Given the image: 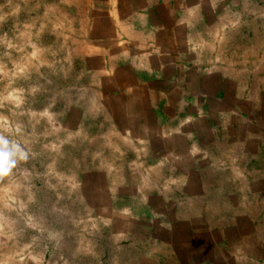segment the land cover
Masks as SVG:
<instances>
[{
  "label": "rangeland",
  "instance_id": "374dc122",
  "mask_svg": "<svg viewBox=\"0 0 264 264\" xmlns=\"http://www.w3.org/2000/svg\"><path fill=\"white\" fill-rule=\"evenodd\" d=\"M83 3L0 0V135L27 153L0 178V264H264L261 166L249 168L253 177L243 176L238 186L241 198L234 209L239 216L228 217L232 226L220 222L214 229V215L205 214L203 221L198 212L177 210H198V194L180 189L186 184L177 176L179 168L156 182L143 161L149 152L144 146L134 155H121L126 167L110 160V143L118 136L110 128L104 133L103 120L105 127L111 125L106 116L87 115L85 101L93 87L88 88V70L83 58L66 53L84 36L72 42V14L82 20L88 12L102 15V8L87 12ZM237 5L225 8L227 17L212 46L215 52L220 48L215 57L238 47L240 65L249 59L264 66L257 52L264 45V0ZM232 26L238 39L227 37L225 30ZM108 47L105 55L120 52ZM108 70L95 76L108 80ZM99 97L112 103L102 93L93 99ZM115 113L120 115L119 109ZM122 122L119 117L113 128L129 127ZM251 239L254 255L242 248Z\"/></svg>",
  "mask_w": 264,
  "mask_h": 264
},
{
  "label": "crops",
  "instance_id": "0c3cea01",
  "mask_svg": "<svg viewBox=\"0 0 264 264\" xmlns=\"http://www.w3.org/2000/svg\"><path fill=\"white\" fill-rule=\"evenodd\" d=\"M240 1L83 0L80 5L87 12L102 8V15L88 12V19L82 20V15L73 13L72 42L84 36L78 46L66 51L83 58L80 62L88 70V88L93 87L85 101L87 115L94 119L106 116L111 125L105 127L103 120L104 133L110 128L115 131L112 136H118L116 142H109L114 148L110 160L126 167L128 162L121 155H134L133 151L144 146L149 152L143 161L156 182L179 168L177 176L186 184L180 189L198 194L194 196L198 210L188 211L184 206L177 210L198 212L203 221L205 214L214 215V229L220 222L229 228L228 217L239 216L234 204L243 176L250 175L249 168L257 165L264 171V66L249 64V59L240 65L244 60L238 57V47H231L220 58L215 57L220 48L217 52L212 48L227 17L225 8L238 6ZM117 29L123 35L115 34ZM225 31H229L228 38L238 39L233 26ZM98 44L105 46L95 50ZM109 45L119 47L120 52L105 55ZM257 52L264 60V45ZM107 69L111 78L105 80L104 75L98 80L95 74L103 75ZM100 86L102 91H98ZM100 93L112 103L100 97L94 100ZM118 109L120 115L115 113ZM119 117L129 127L115 130L113 123ZM249 242L243 245V252L254 255L256 247L252 239Z\"/></svg>",
  "mask_w": 264,
  "mask_h": 264
},
{
  "label": "clouds",
  "instance_id": "9594fccd",
  "mask_svg": "<svg viewBox=\"0 0 264 264\" xmlns=\"http://www.w3.org/2000/svg\"><path fill=\"white\" fill-rule=\"evenodd\" d=\"M27 153L21 146L0 135V178L7 176L18 160H26Z\"/></svg>",
  "mask_w": 264,
  "mask_h": 264
}]
</instances>
